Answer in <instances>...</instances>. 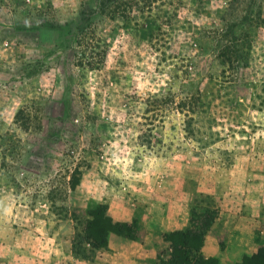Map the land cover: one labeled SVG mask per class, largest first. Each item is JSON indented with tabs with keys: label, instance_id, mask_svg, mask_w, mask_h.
<instances>
[{
	"label": "rangeland",
	"instance_id": "obj_1",
	"mask_svg": "<svg viewBox=\"0 0 264 264\" xmlns=\"http://www.w3.org/2000/svg\"><path fill=\"white\" fill-rule=\"evenodd\" d=\"M263 177L264 0H0V264H93L71 242L98 203L137 219L123 260L214 208L233 264L264 248L233 216Z\"/></svg>",
	"mask_w": 264,
	"mask_h": 264
},
{
	"label": "trees",
	"instance_id": "obj_2",
	"mask_svg": "<svg viewBox=\"0 0 264 264\" xmlns=\"http://www.w3.org/2000/svg\"><path fill=\"white\" fill-rule=\"evenodd\" d=\"M77 182H72L75 185ZM199 209V210H197ZM81 230L76 231L71 242L75 257L89 259L88 251L106 249L108 236L113 233L128 239H137V219L132 221H114L107 213L105 204H96ZM214 208L191 207L189 224L186 228L172 231L164 237L170 242L169 262L173 264H218L215 257H205L201 253L204 236L216 218ZM90 253L92 254V252ZM236 264H264V248L253 255H244Z\"/></svg>",
	"mask_w": 264,
	"mask_h": 264
},
{
	"label": "crops",
	"instance_id": "obj_3",
	"mask_svg": "<svg viewBox=\"0 0 264 264\" xmlns=\"http://www.w3.org/2000/svg\"><path fill=\"white\" fill-rule=\"evenodd\" d=\"M252 180L253 179H248L246 181L247 193L245 194L244 192L243 194V196L246 195V197L238 196L236 200L237 207L235 206V210L233 211V216L236 217L238 216L239 213H242V214L247 213L248 215L257 219V222L259 223V226H258L259 235H258V239L254 240L255 244H253V249L255 250L251 251V252H254L256 251L257 247L264 245V192L258 195L256 193V190H257L256 187H258V185L255 182V180L251 182ZM261 185L264 190V177L261 180ZM107 210L111 212V214H109L111 217L113 218L115 217L114 218L115 221H127L126 217L123 218L117 215L119 213H116V215H114L112 212L113 211L112 209L110 210V208L108 209L107 207ZM168 217H169V222H166V224H165L164 218H161L156 223V225H154L151 229L146 228L145 226L144 228L145 232L147 229V231H149L150 237L154 238L155 236H157L159 238L157 240V244H152L151 251H149L148 253L145 250L141 251L140 253L142 257L141 259L137 260V259L128 257V259L131 261L123 260V257H122L123 246L132 245V243H134L135 241L134 239H128L126 237H122V236H119L113 233L109 234L108 236L107 248L104 249L106 251L102 257H100L101 253H99V255L97 256L93 255V257L89 259L82 260L81 258L79 259L77 257L76 259H78L79 262H84V263L87 262V263H93V264L94 263L96 264H122L123 262H127V264H173L169 262L170 252H171L170 242L165 239L164 235L172 231H175V230L186 228L189 224V216L188 217L183 216L181 220H176L175 217L172 220L171 216H168ZM240 217H243V216H240ZM216 219L217 218H215V220ZM214 224L215 223H213V225L208 229L207 233L204 236L203 245L201 247V253L205 257L218 258L219 259L218 264H225L226 263L225 258L222 256L221 250L219 248V235L214 229ZM233 232L235 233L237 237L240 236L241 232L239 230H233ZM142 246L145 247L144 244H139V247H142ZM163 247L165 248V253L161 252ZM155 257H157L158 260L149 261L151 259H154ZM146 258H150V259H146ZM232 262L233 264H236L239 261L232 260Z\"/></svg>",
	"mask_w": 264,
	"mask_h": 264
}]
</instances>
